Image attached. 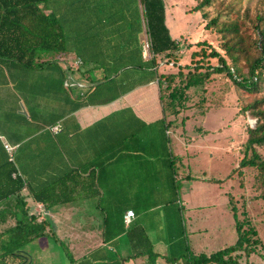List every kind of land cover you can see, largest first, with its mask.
I'll list each match as a JSON object with an SVG mask.
<instances>
[{
    "label": "crops",
    "instance_id": "0c3cea01",
    "mask_svg": "<svg viewBox=\"0 0 264 264\" xmlns=\"http://www.w3.org/2000/svg\"><path fill=\"white\" fill-rule=\"evenodd\" d=\"M77 1L83 2L79 16ZM112 2L39 0L36 9L23 13H37L35 29H55L58 44L42 58L50 63L28 68L0 58V193L22 186L30 213L68 239L70 264H153L168 255L184 257L186 248L191 251L183 228L186 204L200 215L193 214L194 247L211 245L221 230L211 221L222 207L223 178L214 173L221 139H188L186 122L171 138L173 120L187 109L166 115L159 81V62L166 58L143 55L147 29H116L112 12L113 23L105 20ZM124 9L116 6L115 15L122 17ZM163 23L161 47L175 41L183 52L187 37L171 31L165 4ZM122 57H136L139 67L122 63ZM68 73L85 86H66ZM210 110L201 112L203 119ZM56 123L62 128L54 132ZM203 125L210 135L213 129ZM4 140L16 146L15 162ZM187 166L178 176L177 169ZM16 167L21 177L13 176ZM4 204L0 200V208ZM129 209L135 217L127 223Z\"/></svg>",
    "mask_w": 264,
    "mask_h": 264
},
{
    "label": "trees",
    "instance_id": "16d2710c",
    "mask_svg": "<svg viewBox=\"0 0 264 264\" xmlns=\"http://www.w3.org/2000/svg\"><path fill=\"white\" fill-rule=\"evenodd\" d=\"M213 1L199 0L194 8L202 9ZM38 4L39 0H0V58L20 61L28 68H42L50 63L42 59V55L58 44L53 42L55 29H35L41 21L37 13L34 17L25 16L23 13V8L36 9ZM145 6L147 12L155 19L156 29H150L153 52L162 58L179 62L181 54L177 42H169L165 47H161L159 43L162 31L166 29L163 23V1L146 0ZM236 12L233 18L222 20L216 16L205 23L206 28L215 27L221 33L223 41L220 47L224 53L209 41L200 40L196 43L197 48L191 53V63L184 65L188 68L186 72L180 64L178 71L160 73L161 98L166 115H178L185 110L189 89L203 85L214 73L225 72L241 88L261 90L260 86L264 83V2L254 13L250 8L244 11L243 16L240 11ZM205 14L204 12V16ZM150 20L152 21V18ZM159 21L162 24H159ZM210 58H217L218 64L211 63ZM239 61H244L243 66H247L246 75L243 74ZM231 63L238 64L233 67L241 79L234 77ZM256 71L258 79L254 80ZM248 109L257 121L254 127L246 128L243 156L237 169L239 173L242 172L241 168L245 167L257 169L259 187L262 189L260 196L264 199V153L261 151V148H264V95L255 96L241 106L243 112ZM21 188V185H16L10 192L0 193V200H5L4 208H0V224L8 219L12 220L11 225H0V264H30L31 255L23 246L44 235H52L55 240L65 244L48 220L30 213V206L23 198ZM228 196L235 219L236 242L210 253H189L181 262L174 259L173 264H244V255L249 257L253 253L261 254L264 249V237L259 235L246 210L242 211L243 217L239 216L233 195L228 193ZM64 247L70 256L69 246L65 244Z\"/></svg>",
    "mask_w": 264,
    "mask_h": 264
},
{
    "label": "rangeland",
    "instance_id": "374dc122",
    "mask_svg": "<svg viewBox=\"0 0 264 264\" xmlns=\"http://www.w3.org/2000/svg\"><path fill=\"white\" fill-rule=\"evenodd\" d=\"M162 1L170 15L171 31L177 35L183 34L187 37L186 43L182 46L184 51L180 53V61L175 63V66L164 65L162 72L178 71L180 64L183 66L190 64L192 60L191 53L197 48L196 43L200 40L209 41L214 47L224 53V50L220 47L223 41L221 33L215 27L206 28L205 21L208 22L216 16H219L222 20L230 19L234 17V14H237L236 11H240V14L243 16L247 8H250V11L254 13L258 8L262 7L264 2V0H214L209 6L195 9L194 7L199 0ZM119 2L113 0L112 3H108L107 12H110V16L105 15V20L110 25L113 23L112 12L116 21L114 24L116 29H129V31H134V34H137L139 29H147L149 34L151 33L150 29H156L155 19L147 12L145 6L146 0H134L135 6L132 4L133 0H119ZM75 3V14L79 16L83 10V2L77 1ZM116 6L125 7L121 12L122 17L117 16V13L115 15ZM204 12L206 13V17L204 16ZM150 18H152V21ZM119 22H121L120 26H118ZM159 24H162L161 21H159ZM128 35L134 38V35L131 33ZM44 57L46 56L43 54L42 58ZM136 57H122L121 60L122 63L130 62L132 64L131 68H138V63H135L137 61ZM210 61L213 64H218L217 58H210ZM238 64L241 65L243 74L246 75L248 69L246 65L243 66L244 61H239ZM238 64L233 65L231 63V66L237 67ZM187 69L184 66L185 72ZM260 87L261 90L244 89L235 84L225 72L214 73L203 85L193 86L189 89V98L185 108L187 111L179 115L178 118H175L171 124L173 131L171 138L176 136L178 130L182 129V123L186 122V138L194 139L198 137L202 139L205 136L207 139H213L217 137L221 139L223 146L222 158L221 160L217 159L214 170L215 176L223 178L222 207L220 209L217 206L216 217L214 213L211 215V221L215 219L216 223L221 226V230L217 229L216 241L212 242L211 245L207 244L205 248L194 247L192 229L195 218L193 216L196 213L189 212V205L186 204L183 211V228L191 245V251L186 248V255L189 253L198 254L201 251L207 253L214 252L236 242V225L230 209L228 193L232 194L235 199L239 216L243 217L242 211L246 210L256 225L259 235L262 238L264 237V199L260 196L262 189L259 187L258 171L255 168L245 167L241 168L242 172L239 173V169H237L243 156V147L247 136L246 128L248 126L254 127L257 121L251 110L248 109L243 112L241 106L254 99L255 96L264 95V83ZM208 109L211 110L206 114V118L203 119L202 117L204 116L201 115V112ZM170 115L169 117L172 118ZM203 124L213 129L210 135L206 136L203 129H200ZM220 127L221 130L219 129ZM261 151L264 153V148H261ZM200 162L201 164L205 163L204 160ZM188 170L189 166L186 169H183V167L178 168L177 175L180 176V172H187ZM191 171L195 175L201 176L203 174L200 169H193ZM207 172L208 174L210 173V171ZM177 182L181 186L182 179L179 177ZM197 213H201V211ZM198 216L196 218H199ZM53 230L58 235L60 234V237H58L61 240L64 239L62 242L69 245L68 239L63 234L61 235L57 227H53ZM65 244L55 240L52 235H44L27 242L23 248L31 255L30 264H70L71 259L65 250ZM261 251V254H259L260 252L253 253L249 257L244 255L242 257L243 263L264 264V249ZM69 254H71L70 249ZM174 259H179V262H181L183 257L172 258V255H168L164 259L162 257L157 258L153 264H173ZM148 263L152 264L151 261Z\"/></svg>",
    "mask_w": 264,
    "mask_h": 264
},
{
    "label": "built area",
    "instance_id": "2783aa9c",
    "mask_svg": "<svg viewBox=\"0 0 264 264\" xmlns=\"http://www.w3.org/2000/svg\"><path fill=\"white\" fill-rule=\"evenodd\" d=\"M149 36H150V38H149ZM152 45H153V43H152L151 35L148 34L147 39L145 40L144 45H143V55L146 58H153L155 56V53L152 50ZM75 62H76V65H79L82 61L79 58ZM174 64H175V61L168 60V59H165V60H162V61L159 62V66H163V65L174 66ZM231 70H232L235 78L241 79V77L238 75V73L236 72V70H235V68L233 66L231 67ZM257 79H258V71H256V73L254 75V80H257ZM64 84L66 86H71V85L85 86V84L82 83V82L74 81V79H73V77H72V75L70 73H68L67 77L65 78ZM61 128H62V125L60 123H56V124L51 126V129L54 132L59 131ZM4 146H5V149L8 152L9 160L12 161V162H15V149H16V146L10 144L7 140H4ZM13 176L16 177V178L22 176L21 171L17 167H16V169L13 172ZM134 217H135V211L133 209H129L126 212V214H125V219H126L127 223H130L133 220Z\"/></svg>",
    "mask_w": 264,
    "mask_h": 264
}]
</instances>
